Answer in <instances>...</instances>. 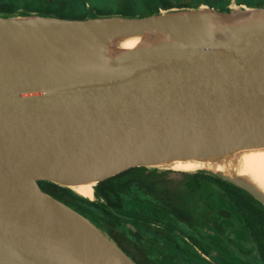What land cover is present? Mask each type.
Masks as SVG:
<instances>
[{"label": "water", "instance_id": "1", "mask_svg": "<svg viewBox=\"0 0 264 264\" xmlns=\"http://www.w3.org/2000/svg\"><path fill=\"white\" fill-rule=\"evenodd\" d=\"M136 32L151 37L106 45ZM252 145H264V6L0 16V264H116L96 225L40 180L99 182ZM232 182L264 203L250 183Z\"/></svg>", "mask_w": 264, "mask_h": 264}, {"label": "rangeland", "instance_id": "2", "mask_svg": "<svg viewBox=\"0 0 264 264\" xmlns=\"http://www.w3.org/2000/svg\"><path fill=\"white\" fill-rule=\"evenodd\" d=\"M7 1L12 6L7 12L1 13V17H41L32 10L40 5L50 6L49 8L52 7L54 10L60 8L68 15L76 17L73 19H81L79 17L82 16L95 18L87 14L90 10L97 13L96 15L101 14V17L125 16L126 13L133 14V17H142L179 11L198 14L208 11L237 13L255 7L248 6L246 3L248 0H238L240 5L234 9L230 8V5H234L233 0H164L170 6L167 9L162 6L161 0ZM25 13L27 15H23ZM197 170L146 166L135 171V177L139 182L133 189V195L127 196L126 207L128 209L139 207L142 212H151L157 218L165 215L175 229V232L167 233L173 245L164 241L162 238L164 233L160 229L156 227L146 229L126 218L109 217L98 226L91 221L111 244L121 248L128 256L124 258L116 254L118 258L131 264H262L256 242L250 236L239 214L232 213L229 216L224 212L222 215L225 217H219L220 220L224 219L221 220L224 230L220 232L214 222H217V217L221 215L204 211V203L200 198L188 192L185 182ZM58 185L60 186L52 187L54 193L51 196L63 203L66 201L68 204H76L62 187L70 186ZM94 186L93 194L86 197L90 199L95 197ZM205 187L209 188V185ZM208 188L206 192L210 191ZM72 190L76 191L73 188ZM223 208L227 209L224 205Z\"/></svg>", "mask_w": 264, "mask_h": 264}, {"label": "trees", "instance_id": "3", "mask_svg": "<svg viewBox=\"0 0 264 264\" xmlns=\"http://www.w3.org/2000/svg\"><path fill=\"white\" fill-rule=\"evenodd\" d=\"M246 3L250 7L264 6V0H248ZM161 4L165 9L170 7L164 0H161ZM232 4L234 5H230L231 9L238 8L237 5H240L238 0H233ZM11 6L9 1L2 0L0 2V14L10 10ZM49 7L50 6L40 5L32 10L44 17L56 16L62 19L76 18L75 16L68 15L66 11L60 8L54 10L52 7ZM87 14L92 17H101V14L100 16L96 15L97 13L91 10ZM23 15H27V13ZM125 16L133 17L134 15L126 13ZM79 18L85 19L88 17L82 16ZM145 167L146 166L133 167L97 182L94 186L95 197L93 199L83 196L77 191L72 190L71 187L62 186L65 192L76 201V204H68L66 201H63L97 226L101 224V222H106L109 217L115 219L126 218L131 220L133 224L144 226L146 229H150L151 227L160 229L161 232L164 233V235H162L164 241L172 244L167 233H173L175 229L172 222L168 220L165 215L160 217L162 218L160 219L155 217L151 212H142L139 207L130 209L126 207L127 196L129 194L133 195V189L139 182V179L135 177V171ZM38 183L42 190L50 195L54 193L52 187L60 186L48 180H40ZM185 185L190 194L197 196L204 203V211L207 210L211 214L216 213L221 215L217 217V222H214L216 229L220 232L224 230L223 223L221 222V220L224 219L220 220L219 217L224 216L222 215L224 212L229 216L232 213L239 214L250 236L256 242L261 262L264 264V203L231 180L204 169L195 171L192 177L185 182ZM205 185H209V188L205 187ZM207 188L210 190L209 192H206ZM222 204L227 209L223 208ZM149 207L152 206L149 205ZM154 234H156V232Z\"/></svg>", "mask_w": 264, "mask_h": 264}, {"label": "bare ground", "instance_id": "4", "mask_svg": "<svg viewBox=\"0 0 264 264\" xmlns=\"http://www.w3.org/2000/svg\"><path fill=\"white\" fill-rule=\"evenodd\" d=\"M210 12L203 14H212ZM151 37V32H136L110 38L106 41L109 48L121 49L141 43ZM153 166L169 167L180 170L204 169L236 182H248L264 193V145H252L226 149L211 155L188 156L162 161ZM97 180L71 184L70 187L84 196L93 194ZM105 248L116 264H131L118 258L114 246L106 242Z\"/></svg>", "mask_w": 264, "mask_h": 264}]
</instances>
